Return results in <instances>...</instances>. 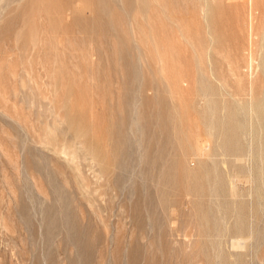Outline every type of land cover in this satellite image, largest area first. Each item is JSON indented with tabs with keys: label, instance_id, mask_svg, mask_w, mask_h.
Segmentation results:
<instances>
[{
	"label": "rangeland",
	"instance_id": "rangeland-1",
	"mask_svg": "<svg viewBox=\"0 0 264 264\" xmlns=\"http://www.w3.org/2000/svg\"><path fill=\"white\" fill-rule=\"evenodd\" d=\"M0 264H264V0H0Z\"/></svg>",
	"mask_w": 264,
	"mask_h": 264
},
{
	"label": "bare ground",
	"instance_id": "bare-ground-1",
	"mask_svg": "<svg viewBox=\"0 0 264 264\" xmlns=\"http://www.w3.org/2000/svg\"><path fill=\"white\" fill-rule=\"evenodd\" d=\"M158 2V1H157ZM112 13V12H111ZM127 13V12H126ZM170 13V12H169ZM201 13V12H200ZM140 34V33H139ZM134 36V35H133ZM141 39V38H140ZM139 39V40H140ZM138 42V41H137ZM181 42V41H180ZM147 61V60H146ZM143 62V61H142ZM144 63H142V65H143ZM210 71V70H209ZM232 76H234V75H232ZM124 87V86H123ZM116 90V89H115ZM120 92V91H119ZM171 92V91H170ZM141 99V98H140ZM137 123H138V121H137ZM195 139H193V141H194ZM200 143V142H199ZM191 146V145H190ZM201 151V150H200ZM239 161V160H238Z\"/></svg>",
	"mask_w": 264,
	"mask_h": 264
}]
</instances>
